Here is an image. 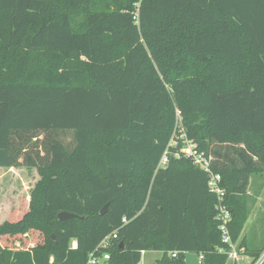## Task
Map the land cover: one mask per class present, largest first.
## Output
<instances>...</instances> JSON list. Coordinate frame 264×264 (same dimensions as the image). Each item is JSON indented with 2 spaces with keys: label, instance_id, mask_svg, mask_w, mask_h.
<instances>
[{
  "label": "trees",
  "instance_id": "obj_1",
  "mask_svg": "<svg viewBox=\"0 0 264 264\" xmlns=\"http://www.w3.org/2000/svg\"><path fill=\"white\" fill-rule=\"evenodd\" d=\"M136 3L0 0V168L40 176L0 238H44L0 243V264H87L114 232L105 264H140L149 251L163 253L158 264L187 253L228 264L207 173L184 157L158 168L177 111L222 177L233 241L252 260L264 251L242 235L252 180L264 181V0Z\"/></svg>",
  "mask_w": 264,
  "mask_h": 264
},
{
  "label": "rangeland",
  "instance_id": "obj_2",
  "mask_svg": "<svg viewBox=\"0 0 264 264\" xmlns=\"http://www.w3.org/2000/svg\"><path fill=\"white\" fill-rule=\"evenodd\" d=\"M139 23V20L136 22ZM182 120V117H181ZM182 129L186 128L181 121ZM65 142L70 141V136L60 137ZM66 138V139H65ZM40 176L35 168H0V225L5 222H17L29 210L30 194L35 188ZM262 179H253V185L250 187V194L257 195V202L250 211V216L244 225L242 233L245 235L251 249H256L264 240V182ZM259 192L258 194L256 193ZM43 235L36 230L26 231L23 235L2 236L0 243L2 247L9 249H29L43 243ZM75 245V242L72 243ZM163 256L162 252L149 251L144 252L140 264H158ZM200 255L196 253H187L185 255V264H201ZM249 258H245L240 264H248Z\"/></svg>",
  "mask_w": 264,
  "mask_h": 264
},
{
  "label": "built area",
  "instance_id": "obj_3",
  "mask_svg": "<svg viewBox=\"0 0 264 264\" xmlns=\"http://www.w3.org/2000/svg\"><path fill=\"white\" fill-rule=\"evenodd\" d=\"M140 3L141 0H138V3H136L138 9ZM138 18L139 15L137 12L135 19L138 20ZM181 121V113L180 111H177L176 125L158 168H165L169 163L170 156L176 158L184 157L190 158L196 167L207 173L209 177V190L217 197V204L215 206L217 213L216 220L219 222L218 228L221 232L222 242L228 246V250L219 249V252L228 256V264H240L246 254L244 248H239L238 243L233 241L230 233L229 227L232 222V214L225 203L226 190L221 186L222 177L219 174L213 173L211 170L212 158L207 157L206 153L201 151L199 145L188 137L186 131L182 129ZM123 223H128L126 218L123 219ZM111 238H117L116 232L107 236L98 248L89 254L87 264H105V262L110 259L108 254L101 253L100 250L108 246ZM74 247H76V243ZM202 259L203 257L200 256L201 261ZM248 264H264V251L257 259L249 261Z\"/></svg>",
  "mask_w": 264,
  "mask_h": 264
},
{
  "label": "water",
  "instance_id": "obj_4",
  "mask_svg": "<svg viewBox=\"0 0 264 264\" xmlns=\"http://www.w3.org/2000/svg\"><path fill=\"white\" fill-rule=\"evenodd\" d=\"M108 211V205L105 206V208L101 211V215H104ZM70 219H84L83 217H80L76 214L69 213V212H62L59 214V220L60 221H66ZM54 238V236H52Z\"/></svg>",
  "mask_w": 264,
  "mask_h": 264
},
{
  "label": "crops",
  "instance_id": "obj_5",
  "mask_svg": "<svg viewBox=\"0 0 264 264\" xmlns=\"http://www.w3.org/2000/svg\"><path fill=\"white\" fill-rule=\"evenodd\" d=\"M260 180H261V179H260ZM252 181H253V180H252ZM262 181H263V180H262ZM263 182H264V181H263ZM263 182H262V183H263ZM245 233H246V232H244L242 235L245 236ZM244 250H245V249H244ZM143 254H144V252H143ZM143 254H142V255H143ZM246 258H247V259L249 258V261L252 260L248 255H246Z\"/></svg>",
  "mask_w": 264,
  "mask_h": 264
}]
</instances>
